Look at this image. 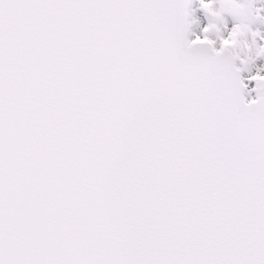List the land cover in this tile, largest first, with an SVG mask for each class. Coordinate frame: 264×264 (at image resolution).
Wrapping results in <instances>:
<instances>
[{"label": "snow or ice", "instance_id": "snow-or-ice-1", "mask_svg": "<svg viewBox=\"0 0 264 264\" xmlns=\"http://www.w3.org/2000/svg\"><path fill=\"white\" fill-rule=\"evenodd\" d=\"M199 3L0 0V264H264V16Z\"/></svg>", "mask_w": 264, "mask_h": 264}, {"label": "rangeland", "instance_id": "rangeland-1", "mask_svg": "<svg viewBox=\"0 0 264 264\" xmlns=\"http://www.w3.org/2000/svg\"><path fill=\"white\" fill-rule=\"evenodd\" d=\"M237 2H242V0H237ZM253 8L260 9L259 15L264 16V0H253ZM189 12H190V21H194V23H192L191 25V31L199 35L201 33L202 27L203 28L206 27L208 23V18L206 17L204 11L201 9L199 0H193V4L191 5ZM223 19L225 21L227 30L230 31L231 28L235 25L236 21H234L232 17L227 14H223ZM249 27L251 31L259 33V36L256 37L257 45L264 46V22L257 20L251 23ZM228 31H223L222 35L226 37L228 34ZM192 38L194 37H191V39ZM210 38L215 39L214 36ZM245 39H246V42L251 45V42H252L251 35L246 36ZM216 47L217 48L219 47L218 42L216 44ZM238 66H239V62H238ZM257 66H259V68L264 67V57L255 59L254 62L251 65H249V71L243 73L248 86H250V84H254V82L249 83L247 78L250 75L256 74ZM251 89L252 88L249 87L248 91L250 92V94H255V92H252Z\"/></svg>", "mask_w": 264, "mask_h": 264}, {"label": "clouds", "instance_id": "clouds-1", "mask_svg": "<svg viewBox=\"0 0 264 264\" xmlns=\"http://www.w3.org/2000/svg\"><path fill=\"white\" fill-rule=\"evenodd\" d=\"M230 44L228 45V47L230 48H237L239 47V44H240V39H239V36H233L230 38ZM259 74V73H257ZM262 79H264V77H262Z\"/></svg>", "mask_w": 264, "mask_h": 264}]
</instances>
